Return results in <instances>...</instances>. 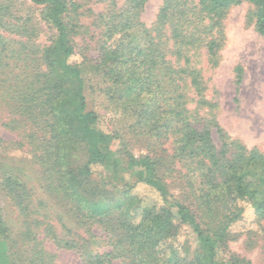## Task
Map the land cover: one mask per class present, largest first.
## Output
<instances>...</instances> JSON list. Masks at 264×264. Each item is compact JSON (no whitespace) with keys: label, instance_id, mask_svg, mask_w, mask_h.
Instances as JSON below:
<instances>
[{"label":"rangeland","instance_id":"374dc122","mask_svg":"<svg viewBox=\"0 0 264 264\" xmlns=\"http://www.w3.org/2000/svg\"><path fill=\"white\" fill-rule=\"evenodd\" d=\"M65 1L69 7L65 22L73 28V61L89 79L102 46H121V13L128 0ZM164 1H146L138 18L144 29L155 27ZM185 1L196 4V0ZM0 6V36L8 48L0 57V264H38L41 259L49 264H87L80 256L83 251L109 253L120 233H109L93 220H79L74 203L60 189V175L53 173L57 152L62 169H79L86 158L84 148L71 143L56 151L48 142L51 134L32 125L18 111L17 94L20 96L25 83L43 71L41 58L54 42L56 32L45 18V8L30 0H0ZM253 15L254 9L247 3L226 12L221 20V45L215 64L207 58L204 47L198 50L196 68L206 102L199 115L207 113L202 125L210 129L217 149L221 146L220 130L245 149L264 154V36L255 32ZM126 33L131 47L143 45L139 28ZM237 68L241 71L239 81ZM109 86L92 78L84 92L86 110L98 115L95 129L110 138L104 149L105 164L86 180L85 191L94 189V202L115 204L140 171L126 170V163L147 158L155 162V178L172 202L197 213L196 184L185 162L176 155L177 135L173 131L165 134L160 128L166 120L154 124L138 117L130 109L136 102L127 105L121 101V88L114 86L111 90ZM11 87L17 90L14 95ZM187 95L190 97L189 91ZM186 107L191 110L195 104ZM164 119L170 118L166 115ZM127 197L139 202L140 208L160 205L158 195L141 184ZM241 206L243 214L229 227L224 243L216 247L217 256L225 262L264 264V220L257 221L248 205ZM205 222L211 224L212 220ZM179 241L185 242V255L198 252L189 228H182ZM66 243L77 245L78 250L63 248ZM111 264H123V260Z\"/></svg>","mask_w":264,"mask_h":264},{"label":"trees","instance_id":"16d2710c","mask_svg":"<svg viewBox=\"0 0 264 264\" xmlns=\"http://www.w3.org/2000/svg\"><path fill=\"white\" fill-rule=\"evenodd\" d=\"M146 1L128 0L121 13V34L124 33L121 46L114 49L102 46L98 63L91 68L93 75L87 79L84 69L73 61V28L65 22L69 13L67 2L30 0L33 5L45 8V18L56 37L43 52V71L25 83L20 96L17 94L18 111L32 125L51 134L48 142L56 151L59 146L71 143L84 148L86 158L79 169H62L57 152L53 173L60 175V189L74 203L79 220L96 221L107 232L120 235L115 233L113 250L109 253L83 251L80 255L83 262L240 264L219 260L216 247L224 243L229 227L240 220L241 204L252 209L257 221L264 220V154L245 149L220 130L217 133L221 146L216 148L210 129L202 125L207 113L203 117L199 115L206 102L196 65L201 47L215 64L221 45V20L232 7L242 3L251 5L254 30L264 36V0H196L194 6L185 0H165L155 27L144 29L138 18ZM2 11L0 6V14ZM135 27L142 33L143 45L133 48L126 42V32ZM7 49L6 40L0 36V57ZM240 73L237 68L238 81ZM92 78L108 83L111 90L114 86L121 88V101L127 105L136 102L130 109L138 117L154 124L162 119L167 121L160 128L165 134L173 131L178 137L176 155L185 162L190 179L196 184L197 213L182 203L172 202L165 187L155 178V162L147 158L126 163V170L139 168L140 171L134 184L124 190L115 204L94 202L92 198L97 196L94 189L85 191L86 180L105 164L104 149L110 140L95 129L98 115L86 110L84 92ZM11 89L13 95L17 93ZM192 103L195 108L189 110L186 106ZM166 115L169 120L164 119ZM137 184L153 190L160 205L140 208L139 202L127 197ZM210 220L212 223L206 224ZM183 227L191 230L199 246L192 256L183 253L185 242L179 241ZM0 230H3L1 220ZM63 248L78 250L77 245L68 243ZM38 264L49 263L41 259Z\"/></svg>","mask_w":264,"mask_h":264}]
</instances>
